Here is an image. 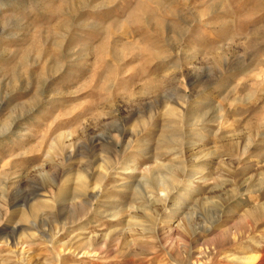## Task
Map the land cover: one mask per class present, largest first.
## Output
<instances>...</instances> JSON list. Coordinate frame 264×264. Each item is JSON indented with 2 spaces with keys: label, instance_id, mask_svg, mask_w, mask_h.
<instances>
[{
  "label": "rangeland",
  "instance_id": "obj_1",
  "mask_svg": "<svg viewBox=\"0 0 264 264\" xmlns=\"http://www.w3.org/2000/svg\"><path fill=\"white\" fill-rule=\"evenodd\" d=\"M263 258L264 0H0V264Z\"/></svg>",
  "mask_w": 264,
  "mask_h": 264
},
{
  "label": "bare ground",
  "instance_id": "obj_2",
  "mask_svg": "<svg viewBox=\"0 0 264 264\" xmlns=\"http://www.w3.org/2000/svg\"><path fill=\"white\" fill-rule=\"evenodd\" d=\"M254 259H255V258H253V259H252V258H250V260H249V261H251V260H254ZM260 259H261V258H260ZM263 259H264V258H263ZM261 261H263V260H261Z\"/></svg>",
  "mask_w": 264,
  "mask_h": 264
}]
</instances>
